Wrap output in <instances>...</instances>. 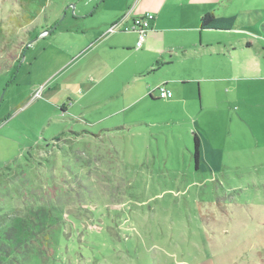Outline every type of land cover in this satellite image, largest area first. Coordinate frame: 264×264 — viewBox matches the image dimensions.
<instances>
[{
    "label": "rangeland",
    "instance_id": "1",
    "mask_svg": "<svg viewBox=\"0 0 264 264\" xmlns=\"http://www.w3.org/2000/svg\"><path fill=\"white\" fill-rule=\"evenodd\" d=\"M18 1L0 0V249L27 247L0 264H264L262 0L225 1L251 23L212 39L233 42L235 64L249 61L247 73L262 79L236 83L234 93L221 80L201 91L188 84L187 111L161 100L128 104L126 93L104 106L107 90L89 72L97 60L74 65L48 46L45 28L99 26L121 0H47L23 26L11 23ZM241 36L251 47L236 44ZM226 58L196 65L230 75Z\"/></svg>",
    "mask_w": 264,
    "mask_h": 264
},
{
    "label": "crops",
    "instance_id": "2",
    "mask_svg": "<svg viewBox=\"0 0 264 264\" xmlns=\"http://www.w3.org/2000/svg\"><path fill=\"white\" fill-rule=\"evenodd\" d=\"M225 1L231 2V0H121L109 8L110 16L99 26L80 28L77 23L61 26L59 24L57 30H54L55 33L53 31L49 35L53 37L48 46H55L60 53L71 57L67 63L71 61L73 63L76 57H79V61L87 58L97 60V63L90 65L89 72L97 77V82L102 85V89L107 90L108 96L104 106L108 101L110 105V100L113 101L112 103L117 102V99H121V96L126 93L130 95L128 104L137 101L152 104L161 100L169 109L176 111L179 105H182L187 111L188 104L191 103V95L186 87L188 84H197L201 91L203 84L221 80L225 81L226 87L234 93L236 83L239 84L245 79H262L263 77L250 76L247 73L249 61L242 59L237 65L235 64L231 54V51L236 49L233 42L227 41L225 46L217 41H222L221 38L214 37L240 31L251 23L249 13L242 8L235 12V9L230 8ZM261 3L264 4V0ZM238 12L240 15L235 17V26L230 31L200 29V19L205 14L221 18ZM145 13H152L154 21L146 33L142 47L136 49L138 34L132 31L124 32V29L131 27L132 21ZM90 14L89 16L85 14V17L90 18ZM255 18L261 19L259 13L255 14ZM74 19L77 20L78 17L75 16ZM112 27H115L114 33L109 32ZM46 29L49 28H45L44 31ZM263 29L260 41L264 44ZM240 39L242 42H236L237 45L251 47L248 37L241 36L238 40ZM216 48L222 50L217 52ZM215 54L225 58L226 54H229L230 59H226L231 62L230 75L212 77L211 70H208L210 62H205L201 67L196 65V62L201 61L205 56ZM124 63L129 64L126 72L121 73ZM76 64L77 62H74V65ZM179 66L181 71H177ZM235 66L239 68L237 74L234 73ZM203 67L207 68L206 73L202 71ZM161 70L164 71L162 76H155V73ZM196 71H199L197 77L196 74L193 75ZM159 87L171 91L172 97L160 99L156 91ZM69 91L72 95L75 93L72 90ZM66 92L62 89L54 95L53 91L56 102L60 101V96H64ZM124 100H120L124 102L123 105ZM65 111L67 110L63 108L62 113ZM109 114L112 115V113Z\"/></svg>",
    "mask_w": 264,
    "mask_h": 264
},
{
    "label": "trees",
    "instance_id": "3",
    "mask_svg": "<svg viewBox=\"0 0 264 264\" xmlns=\"http://www.w3.org/2000/svg\"><path fill=\"white\" fill-rule=\"evenodd\" d=\"M46 2H47V0H19L18 1L19 11L17 14L13 13V15H15V17L13 16L11 18V23H15V24H18L19 26H23L24 24H27L29 22L34 21L40 13L45 11ZM235 23H236L235 17L217 18L212 14H205L200 19V25L199 26H200L201 30L230 31L234 28ZM263 33H264V29H263ZM192 159L195 163V167L197 168V165H198L199 159H200V141L196 135L193 136ZM27 216H24V217H27ZM28 221H30V220L28 219ZM35 235H37V234H35ZM37 239H38L37 236H35V237L29 236V237H27V239H25V242H28V241L35 242V240H37ZM39 245H40L41 249L43 251H45L43 245L42 244H39ZM26 247H27V245H24V243L22 241V242L18 243L17 246H15V247H13L12 245H11V247H7L8 250L2 251L0 249V257L6 258L9 256V258L10 257L11 258H17L20 256L19 253L22 254L23 251H25Z\"/></svg>",
    "mask_w": 264,
    "mask_h": 264
},
{
    "label": "built area",
    "instance_id": "4",
    "mask_svg": "<svg viewBox=\"0 0 264 264\" xmlns=\"http://www.w3.org/2000/svg\"><path fill=\"white\" fill-rule=\"evenodd\" d=\"M153 21H154V15L152 13H145L142 16L136 17L132 21L131 27L124 29V32L132 31L138 34V41L135 44L136 49L142 47L143 43L145 42L146 33L149 30ZM109 32L114 33L115 27L110 28ZM156 91L160 99H170L172 97L171 91H169L164 87H159L156 89Z\"/></svg>",
    "mask_w": 264,
    "mask_h": 264
},
{
    "label": "water",
    "instance_id": "5",
    "mask_svg": "<svg viewBox=\"0 0 264 264\" xmlns=\"http://www.w3.org/2000/svg\"><path fill=\"white\" fill-rule=\"evenodd\" d=\"M58 24H59V21H58L56 24H54L50 29L46 30V31L44 32V34H45V35H50V34H51V33L57 28ZM30 44H31V43L27 44L26 47H25V49H27V48L29 47Z\"/></svg>",
    "mask_w": 264,
    "mask_h": 264
}]
</instances>
